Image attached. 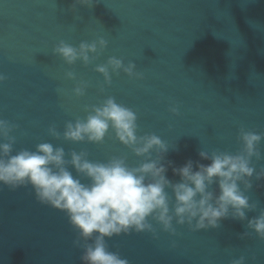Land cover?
<instances>
[{"label":"water","instance_id":"water-1","mask_svg":"<svg viewBox=\"0 0 264 264\" xmlns=\"http://www.w3.org/2000/svg\"><path fill=\"white\" fill-rule=\"evenodd\" d=\"M74 3L0 0V74L6 77L0 119L16 125L13 154L49 142L66 153L87 151L90 160L124 156L137 166L143 158L111 130L100 144L48 133L55 125L62 134L66 122L84 119L86 107L108 97L135 112L138 136L155 134L168 145L165 160L176 167L189 159L209 163L200 151L237 153L241 127L264 133V0H94L73 10ZM101 38L107 46L87 66H69L52 52L61 40L78 47ZM109 57L135 63L143 78L120 71L106 84L94 69ZM68 71L76 80L66 77ZM80 81L87 87L78 97L73 89ZM259 148L264 155V140ZM253 164L259 170L264 158ZM166 175L180 179L171 168ZM246 195L258 205L246 212L251 219L264 208V180L253 177ZM152 223L157 239L149 232L122 234L107 240L109 250L129 264H231L242 255L245 264H264V240L247 220L229 217L199 231L174 225L175 236ZM76 236L66 215L39 203L31 186H0V264H82Z\"/></svg>","mask_w":264,"mask_h":264},{"label":"clouds","instance_id":"clouds-1","mask_svg":"<svg viewBox=\"0 0 264 264\" xmlns=\"http://www.w3.org/2000/svg\"><path fill=\"white\" fill-rule=\"evenodd\" d=\"M93 3L94 0H75L73 10L76 4ZM106 46L103 38L81 42L78 47L61 40L52 52L69 66L77 61L87 66ZM135 69L133 62L125 65L122 59L109 57L106 64L94 70L110 84L111 74L120 71L130 78L142 79V73ZM65 75L76 80L72 71ZM5 79L0 74V82ZM86 87L80 81L73 92L83 96ZM169 110L179 114L176 106ZM85 111L88 114L84 119L66 122L62 134L55 125L49 126V135L55 139L62 136L73 143L100 144L111 130L115 139L142 161L134 167L124 156L94 161L88 158L87 151L66 153L63 147L49 142L38 143L35 150L22 148L13 154L16 138L11 133L16 125L0 119V141H4L0 142V186L13 191L31 186L39 203L62 211L77 234L73 246L82 249V264H129L119 252L109 250L107 240L133 232H149L157 239L152 221L175 236L179 233L174 225L186 224L190 230L199 231L217 228L221 220L230 217L247 220V228L264 240V208L251 219L246 216L247 211L258 207L246 195L252 188V179L264 180V167L257 170L253 164V158H264L259 148L264 133L241 127L238 140L242 146L237 153L200 151V160L209 163L189 159L176 167L173 161L165 160L168 145L155 134L138 136L137 115L113 97ZM169 168L179 181L167 177ZM249 234L243 233L242 238ZM231 264H245V257L233 259Z\"/></svg>","mask_w":264,"mask_h":264}]
</instances>
